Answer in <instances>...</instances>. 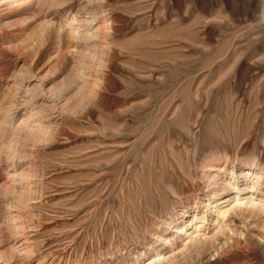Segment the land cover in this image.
Here are the masks:
<instances>
[{
    "label": "rangeland",
    "instance_id": "rangeland-1",
    "mask_svg": "<svg viewBox=\"0 0 264 264\" xmlns=\"http://www.w3.org/2000/svg\"><path fill=\"white\" fill-rule=\"evenodd\" d=\"M0 264H264V0H0Z\"/></svg>",
    "mask_w": 264,
    "mask_h": 264
},
{
    "label": "bare ground",
    "instance_id": "bare-ground-1",
    "mask_svg": "<svg viewBox=\"0 0 264 264\" xmlns=\"http://www.w3.org/2000/svg\"><path fill=\"white\" fill-rule=\"evenodd\" d=\"M41 113V112H40ZM39 116V115H38ZM41 119V118H40ZM37 120V119H36ZM255 169V167H253V166H250V168H248L249 170H251V169ZM231 240H232V238H231ZM230 241V240H229ZM233 242V241H232ZM227 245H228V243H226ZM234 245V244H233ZM225 247V246H224ZM232 247V246H231ZM246 248V247H245ZM229 250V249H228ZM210 252V251H209ZM238 255V254H237ZM219 256V255H218ZM212 258V257H211Z\"/></svg>",
    "mask_w": 264,
    "mask_h": 264
}]
</instances>
